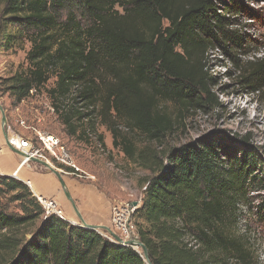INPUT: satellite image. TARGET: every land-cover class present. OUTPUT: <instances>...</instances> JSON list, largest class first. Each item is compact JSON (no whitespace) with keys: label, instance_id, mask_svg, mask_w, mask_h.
Here are the masks:
<instances>
[{"label":"trees","instance_id":"obj_1","mask_svg":"<svg viewBox=\"0 0 264 264\" xmlns=\"http://www.w3.org/2000/svg\"><path fill=\"white\" fill-rule=\"evenodd\" d=\"M230 8L214 0H4L0 49L30 47L27 66L2 79L0 92L20 103L45 91L69 136L103 143L100 120L114 149L152 170L133 214L152 264H247L240 223L264 219V201L252 207L262 161L247 136L241 147L198 139L160 161L132 135L153 143L171 134L177 115L167 105L181 117L219 104L206 55L220 48L236 58L243 46L228 29ZM247 71L241 83L263 89L264 59ZM23 227H32L30 238L17 235ZM106 233L46 215L27 183L0 175V251L11 253L3 264H147L141 248Z\"/></svg>","mask_w":264,"mask_h":264},{"label":"rangeland","instance_id":"obj_2","mask_svg":"<svg viewBox=\"0 0 264 264\" xmlns=\"http://www.w3.org/2000/svg\"><path fill=\"white\" fill-rule=\"evenodd\" d=\"M214 1L219 9L225 6L231 7V13L227 14L230 19L228 29L238 31L243 36V46L235 48L236 58L220 48L211 50L206 55L207 70L215 78L211 89L218 98L219 104L205 110H189L181 117L178 116L174 105H167L165 111L172 116L177 115L176 128L171 134L162 141L153 143L145 141L143 136L132 135L139 148L149 146L150 154L153 152L154 154L151 155L160 161L170 149L198 139L222 138L228 142V147L230 144L234 145L233 147H241L242 137L247 136L249 146L257 150L262 161V165L257 170L258 177L262 180L252 194V207L255 209V206L264 201V88L253 91L251 84L241 83V79L250 73L244 72L245 68L264 59V0ZM3 6L4 0H0V14ZM29 47L27 41H22L9 51L0 49V81L13 75L20 67L27 66L25 56ZM259 79L264 83V78ZM52 82L53 79L49 84ZM0 103L6 111L7 129L11 131V135L31 139L33 149L38 150L44 156L43 160H48L60 171L65 170L66 167L55 162L50 153L42 148L34 128L55 134L61 139L74 162L83 170L84 177H79L69 173L71 171L67 169L65 172L70 174L69 177L96 185L98 190L110 198L112 204L110 229H112V209L115 204L130 206L133 202L140 204L145 184L152 175V170L129 160L123 152L114 149L112 134L100 120H97L96 132L103 136V143H99L95 135L89 142L77 141L65 131L45 91L30 93V97L20 103H16L8 93L0 92ZM5 148L12 151L6 143ZM18 176L17 179L21 180L20 175ZM10 177L16 178L12 175ZM31 191L35 195L32 189ZM17 203H12L11 208L18 210ZM63 215L68 221L73 223L74 220L75 224L81 225L76 214L73 218H69L65 213ZM135 218H133L135 231L126 237L127 240H139L136 226L138 219ZM240 229L241 234L245 235L249 249L247 264H264V219L255 215L249 217L246 215L240 223ZM31 231L32 227H23L17 235L27 239L32 236ZM99 231L103 232V230ZM138 251L143 254L142 250L138 249ZM10 256V252L0 251V264L8 261Z\"/></svg>","mask_w":264,"mask_h":264},{"label":"crops","instance_id":"obj_3","mask_svg":"<svg viewBox=\"0 0 264 264\" xmlns=\"http://www.w3.org/2000/svg\"><path fill=\"white\" fill-rule=\"evenodd\" d=\"M8 132L10 133L11 131ZM0 146L3 147L0 154V174L9 176L16 174V178L20 175V179L23 182H30L28 185L36 197L53 198L58 207L69 218H73L75 214L78 217L75 208L62 188L59 178L52 171L36 161L25 160L18 153L6 150L4 130L1 124V113ZM37 157L43 159L41 156L37 155ZM69 175L68 173H62L67 189L71 193L85 221L91 225L110 227L112 208L110 198L104 192L98 190L96 185L83 183L75 178L69 177ZM64 218L66 217L64 216Z\"/></svg>","mask_w":264,"mask_h":264},{"label":"built area","instance_id":"obj_4","mask_svg":"<svg viewBox=\"0 0 264 264\" xmlns=\"http://www.w3.org/2000/svg\"><path fill=\"white\" fill-rule=\"evenodd\" d=\"M34 92H36V89L31 90L32 94ZM22 124H24V121H22ZM34 131L36 133L37 139L42 145V148L50 153V156H52L55 162H58L62 166L66 167L65 170L61 169V172L66 173L65 171L69 169L68 171H71L69 173L78 175L79 177H84L83 170H81L80 167L74 162L70 152L68 151L66 146L62 143L61 139L57 135L51 134L49 132L41 131L37 128H34ZM16 136L21 137L20 135H16ZM22 139H24L23 148H26V147L29 148V152L27 153L33 156L38 155L44 158V156L38 150L33 149L32 147L33 143L31 139H28V138H22ZM10 141H11V144L13 145L12 140ZM2 150H3V147L0 146V154ZM29 183L30 182H28V184ZM37 198L39 202L43 205L46 215L54 213L60 216L61 218H64L62 209L58 207L54 199L43 197V196H38ZM134 210H135L134 207L130 205L115 204L113 206L112 229L111 230L114 233L121 236L123 239H126V237H129L130 234L135 231V224L132 218L133 216L132 214L134 213ZM105 236L108 237L110 240L115 241V239L110 233L107 232Z\"/></svg>","mask_w":264,"mask_h":264},{"label":"water","instance_id":"obj_5","mask_svg":"<svg viewBox=\"0 0 264 264\" xmlns=\"http://www.w3.org/2000/svg\"><path fill=\"white\" fill-rule=\"evenodd\" d=\"M0 112H1V124L4 130V138H5V143L6 145L14 152L18 153L19 155H21L22 157L25 158V160H32V161H36L40 164H42L43 166H45L46 168H48L50 171H52L60 180L62 188L64 190V192L66 193L68 199L71 201L73 207L75 208L78 217L80 219L81 222V226L86 227L88 229H92L95 231H99V230H103V231H107L108 233H110L113 238L115 239L116 242L121 243L125 246H131L134 248V246H139L142 248L143 251V258L145 260V262L147 264H152L149 258V251L147 249V247L145 246V244H143L140 240H127V239H123L121 236L117 235L116 233H114L110 227L107 226H97V225H91L88 224L85 219L83 218L81 212L79 211L76 202L74 201L73 197L71 196V193L69 192V190L67 189L66 183L63 179L62 173L59 169H57L56 167H54L51 163H49L47 160H43L37 156H33V155H29V153L24 152L16 147H14L11 144V141L9 140V132L7 129V114L6 111L3 107V105L0 103ZM132 206L137 207L138 206V202H133Z\"/></svg>","mask_w":264,"mask_h":264},{"label":"bare ground","instance_id":"obj_6","mask_svg":"<svg viewBox=\"0 0 264 264\" xmlns=\"http://www.w3.org/2000/svg\"><path fill=\"white\" fill-rule=\"evenodd\" d=\"M9 140H12L14 147L20 148V150L24 151V152H29V148H23V140L21 137L19 136H13V135H9ZM30 155V154H29ZM49 162V161H48ZM13 176L16 177V174H13ZM76 221H73V223H75ZM134 248H141L139 246H134ZM142 249V248H141Z\"/></svg>","mask_w":264,"mask_h":264}]
</instances>
